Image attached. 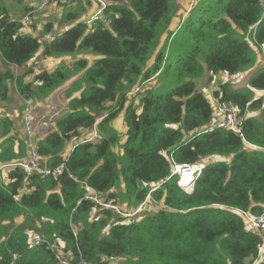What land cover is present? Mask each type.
Listing matches in <instances>:
<instances>
[{"label": "trees", "instance_id": "1", "mask_svg": "<svg viewBox=\"0 0 264 264\" xmlns=\"http://www.w3.org/2000/svg\"><path fill=\"white\" fill-rule=\"evenodd\" d=\"M108 1L106 21L91 29L81 23L82 8L64 11L43 31L68 27L42 47L38 38L20 34L24 23L0 0L4 65L20 69L40 47L46 59L95 58L89 66L78 57L32 82L26 72L0 74V108L11 103L8 83L20 100L37 102L69 85L67 112L33 140L40 165H63L62 175L55 181L19 168L0 172V264H10L13 255L19 256L14 264H58L45 245L26 249L35 231L73 262L81 255L89 264H264L258 263L261 236L239 214L264 211V69L254 71L264 56L262 1L198 0L172 32L180 0ZM206 71L248 78L245 87L226 83L214 92L218 104L238 109L240 135L209 127L214 110L194 83ZM152 80L134 107L131 92ZM119 114L122 139L111 126ZM96 122L101 140L68 153L70 139ZM17 126L0 114V165L28 156L22 122ZM199 163L205 168L184 193L172 167ZM85 185L130 212L148 195L151 200L142 214L118 217L82 200ZM150 205L157 210L148 212ZM19 218L28 226L10 229Z\"/></svg>", "mask_w": 264, "mask_h": 264}, {"label": "built area", "instance_id": "2", "mask_svg": "<svg viewBox=\"0 0 264 264\" xmlns=\"http://www.w3.org/2000/svg\"><path fill=\"white\" fill-rule=\"evenodd\" d=\"M96 5V11L90 15L89 17L83 18L81 20L82 25L86 26L88 29H91L96 22H105V11L109 7L108 0H88ZM264 8V0H261ZM72 0H42L41 8L47 9L51 6L61 5L66 6L69 5ZM30 21L29 17H24L21 20L22 23H27ZM141 87L135 88L131 92V97H134L136 94L140 92ZM264 100V92L261 96ZM32 103L30 101H24L25 108L23 110V119L22 125L24 128L25 136L27 137V142L29 146L28 156L25 160L8 165H0V172L10 168H19L27 175H37L40 178H50L52 180H57L63 173L64 166L60 165L54 169H49L47 167H43L40 165L41 158L38 155L33 140L35 135V131L38 126H47L55 121L59 120L64 114L60 113V111H51L48 112L45 116L35 122V126L32 127L30 118H29V107ZM242 121L239 119V111L238 109L231 104L222 103L218 104V109L214 111L213 116L210 119L209 127L212 129H222L233 132L234 134H241ZM101 140V136L97 130V122L94 123L92 128L85 134L81 136L72 137L68 143L69 150L68 153L72 152L76 147L83 144H93L97 141ZM205 168V163H199L194 165H174L172 167L171 176L178 177V186L179 188L187 194H190L193 191V186L196 178L201 174V172ZM192 173L193 179L190 183H181L183 180V176L181 173ZM152 192V191H151ZM149 195L145 199V201L137 206L134 211H124L122 210L114 199H110L108 201L102 200L99 195L89 186H84V201H88L93 203L98 208L113 212L118 217H128L133 218L143 213L145 209L146 202L149 201ZM80 202H77L79 205ZM240 216L242 217L245 228L255 234L261 236V245L259 249V254L264 249V211L259 216H253L247 212H240ZM75 235V234H74ZM41 245L47 246V248L53 253L58 264H89L85 261V259L79 255L75 262H73L69 257H64L62 251L54 244L47 241L41 234L32 232L29 234L28 242L26 245L27 250H33L36 247ZM260 256V255H259ZM18 255L12 256V262L10 264H14V261L18 260ZM106 258L103 259V261ZM110 262H118V260L110 258Z\"/></svg>", "mask_w": 264, "mask_h": 264}, {"label": "rangeland", "instance_id": "3", "mask_svg": "<svg viewBox=\"0 0 264 264\" xmlns=\"http://www.w3.org/2000/svg\"><path fill=\"white\" fill-rule=\"evenodd\" d=\"M34 1H36V3L38 2V0H34ZM86 1L87 0H80L79 6H81L80 9L81 8L83 9V10H81V12L84 13L83 15L80 16L81 20L84 17H87V15L89 13V8L92 6L91 3H88V5L86 6L85 5ZM197 1L198 0H180L179 1V9H178V12H177L174 20H173L172 26L170 28V32L180 28L181 23L187 18V15L190 13L191 9L195 6ZM74 2H75V0H72V2H70V4L66 5V6L56 5V6L44 9V10L36 11V10L29 8L30 0H2L4 8L8 12H10L14 18L19 19V20L24 19L25 16L30 18V21L28 22V24L27 23L23 24L24 28L22 29L20 34L25 35V36L38 38L42 47L44 45H46L49 41L53 40L55 37L59 36L64 30V27L55 26L53 28L52 32L44 33V31H43L44 25H46L49 22H53V21L56 23L59 20V16H61L64 11H68V10L72 11L73 9H75V8L71 9V6L73 7ZM66 26H67V24H66ZM42 47H40L39 53L35 56V58L33 59V61L31 62L30 66H29V69L26 71L27 76L31 75V82L33 81L34 77L36 76V73H35L36 70H38L39 72H43V71H49L50 72V71H53L55 68L61 67L63 65L66 67H71L73 59H75L76 57H82V58L84 57L90 66L93 64V61L95 59L91 54L87 53L84 55H73V56H68V57H64V58H59L56 60H55V58H53V60H55V62H56V63H53L52 61L42 59V57H41V53L43 50ZM26 66H24L22 68L25 69ZM22 68L19 70L20 73L22 72ZM7 70H10L14 73L15 68H13L11 66L4 65L2 63L1 58H0V74L3 73L4 71H7ZM247 79L248 78L246 76L241 77V75H227V74H222V73L217 74V75H212L206 71L204 73V75L201 78L195 80L194 83H195L197 89L207 97V100L210 103L213 110L216 111L218 109V106L216 109H214V108L216 105H218V103H217V99L214 95V92L219 91V88H218L219 85L228 83L234 89L242 88V87L246 86ZM148 85L153 86L154 81L152 80V81H150L149 84L142 86V88H140L139 93L143 92L144 88ZM8 89H9L8 96L11 99V103L10 104L7 103L5 105L6 106L5 108H0V114L1 113L3 115L6 114L9 117V119L12 120L14 123L16 121H18V124L21 125V122L23 119V113H24L23 110L25 108V105L22 104V100L17 99V93H16V90H15L14 85L12 83H8ZM60 91H61V93L57 92L59 94V96H58L59 105L56 106L57 109H55V111L57 110V111H60V113L64 114L65 108L63 107V104H64L63 103V101H64L63 96H64L65 89H62ZM134 98H136V99H134ZM132 100H133L134 107H137L139 104L138 96L133 97ZM21 107H23L22 110H21ZM42 114H43V112L41 111V109L39 110L38 108H36L35 101H32V103L29 107V114H28L32 127L35 126V122L37 120L41 119L47 113L44 115H42ZM37 116H40V117L38 118ZM101 118H105V115L102 116ZM111 126L115 131L118 132L120 138L122 139L124 136L123 115L119 114L118 117L115 119V121L111 122ZM49 128L51 129V126L50 127L47 126L45 129L48 130ZM45 129H41L39 134L43 131L46 132ZM114 151L118 154L120 153L118 148H114ZM191 179H192V176H191ZM150 200L151 199L149 198V201ZM118 206L124 211H127L128 209H130V208L125 209L126 207H123L120 204ZM153 210H157V209L155 206L150 205V209H148V212L151 213ZM29 222L30 221H26L24 218H19L16 220V222H14V224L9 226V228L15 229L17 226L20 227L21 225L22 226L25 225L27 227ZM36 229L39 230L38 224L36 226ZM36 233H38V232H36Z\"/></svg>", "mask_w": 264, "mask_h": 264}, {"label": "crops", "instance_id": "4", "mask_svg": "<svg viewBox=\"0 0 264 264\" xmlns=\"http://www.w3.org/2000/svg\"><path fill=\"white\" fill-rule=\"evenodd\" d=\"M39 2V3H38ZM38 2L36 3V1H34V0H30V3H29V8L30 9H33V10H36V11H40V10H44V9H42L41 8V2H42V0H38ZM88 3H91L92 4V6L89 8V13H88V15H87V17H89L90 15H92L95 11H96V5L95 4H93L92 2H90V1H86L85 2V5L87 6L88 5ZM74 5H73V7L71 6V9H73V8H75V9H73L72 11H78L79 10V8L81 7V6H79V4H80V0H75V2L73 3ZM51 7H53V6H51ZM79 7V8H78ZM50 8V7H49ZM63 12V11H62ZM64 13V12H63ZM63 13H62V15H63ZM84 13H82V15H83ZM61 18V16H59V19ZM84 18H86V17H84ZM61 27H64V29H65V27H68V25L66 26V25H63V26H61ZM64 31V30H63ZM42 57V56H41ZM262 57V58H261ZM260 57V64L256 67V69L254 70V71H259V70H261V69H264V56L262 55ZM76 58H78V57H76ZM75 58V59H76ZM42 59L43 60H48V61H52L53 63H56L55 62V60H53V58H49V59H46V58H43L42 57ZM75 59H73V62L75 61ZM33 61V60H32ZM31 61V62H32ZM31 62L30 63H28L27 64V66H26V68L24 69V68H22V72L20 73V69H15L14 70V74L15 75H20V74H22V73H24V72H26L28 69H29V66H30V64H31ZM73 62H72V64H73ZM47 72H49V71H47ZM51 72V71H50ZM36 75H37V73H40L38 70H36ZM25 81L26 82H31V75L30 76H27L26 75V77H25ZM69 88V85H67V86H65L63 89H65V91L67 90ZM60 90H62V89H60ZM60 90H58L57 92L58 93H61V91ZM65 91H64V94H65ZM54 93L48 100H46V101H44V102H37V101H35V103H36V108H38L39 110L41 109V111L43 112V114L42 115H44V114H46V113H48V112H51V111H53V110H55V109H57L56 108V106L57 105H59V98H58V96H59V94L58 93ZM64 97V101H63V107L65 108V112L68 110V108H67V106H68V100L66 99V97H65V95L63 96ZM17 99H19L18 97H17ZM20 100V99H19ZM22 104H24V101L22 100ZM217 106L218 105H216L215 106V108L214 109H216L217 108ZM22 108L23 107H21V110H22ZM44 110V111H43ZM41 115V116H42ZM36 116V115H35ZM38 118L40 117V116H37ZM15 124L17 125V121L15 122ZM48 127H50L51 126V124L50 125H47ZM47 126H38L37 127V129H36V131H35V135L38 137H44L48 132H49V129L47 130V129H45ZM41 129H45L46 130V132L45 131H43V132H41L40 134H39V132H40V130ZM214 160V159H213ZM213 160H211L210 162H212ZM216 160H218V161H226V160H224V159H216ZM260 262H264V249L262 250V252L260 253V256H259V260H258V263H260Z\"/></svg>", "mask_w": 264, "mask_h": 264}, {"label": "bare ground", "instance_id": "5", "mask_svg": "<svg viewBox=\"0 0 264 264\" xmlns=\"http://www.w3.org/2000/svg\"><path fill=\"white\" fill-rule=\"evenodd\" d=\"M181 175L183 176V180H182V182L181 183H186V184H188V183H190L191 181H192V179H193V176H192V173H181ZM191 176H192V179H191Z\"/></svg>", "mask_w": 264, "mask_h": 264}]
</instances>
